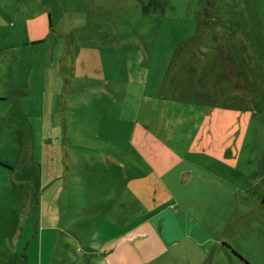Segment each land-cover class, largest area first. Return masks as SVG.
I'll use <instances>...</instances> for the list:
<instances>
[{
    "label": "rangeland",
    "instance_id": "obj_1",
    "mask_svg": "<svg viewBox=\"0 0 264 264\" xmlns=\"http://www.w3.org/2000/svg\"><path fill=\"white\" fill-rule=\"evenodd\" d=\"M155 1L0 0V264H242L221 245L264 243V0ZM179 103L185 138L149 135ZM160 216L179 243L133 252Z\"/></svg>",
    "mask_w": 264,
    "mask_h": 264
},
{
    "label": "crops",
    "instance_id": "obj_2",
    "mask_svg": "<svg viewBox=\"0 0 264 264\" xmlns=\"http://www.w3.org/2000/svg\"><path fill=\"white\" fill-rule=\"evenodd\" d=\"M194 108H196V106L182 105L180 103L179 104H173L171 109L163 111L164 116L162 117L160 122H157V124H156L157 126L155 127V129L157 130L156 133L151 131L154 128L152 126H150V124H148L147 122L143 121L141 124L144 125L145 128H147L149 135H151L156 140H159L162 137V135H161L162 130H164L165 133L169 134L172 132L173 128L176 130L177 127H179V129L181 128L180 132L182 134L181 133L180 134L184 137V129L182 127V124H180L181 120L179 118H175L174 120H171L169 117L171 116V114H175V115L176 114H178V115L183 114L184 116H188L192 112H195ZM154 123H156V122L153 121V124ZM157 133H158V135H157ZM163 136H164V134H163ZM184 138L183 139L179 138L178 140H176L174 142V145L172 147V149H173L172 151L175 150V153L180 154V150L183 151V149H184L186 152L185 147L188 145L189 141L185 143ZM262 204H264V203H262ZM164 216L159 217L160 221L158 222V224H161L162 226L160 227V233H159L160 235L157 236L159 238L158 239V245H154L155 242L150 241L151 240L150 238L152 236H156V234H157L156 231L154 230V228L152 230L150 229V231L148 230L146 232V241H145V236L144 237L142 236V235H145V229L144 230L139 229L137 232H136L137 229H134V230L131 229L132 231L127 230L124 232V236L126 239L128 237H130L133 240L135 238L140 239L139 233L141 234V238L143 237L142 243L138 244L139 246L137 248H135L134 245H132L133 248H131V249L133 252L136 251L138 254L144 255L145 251H149V253H151L153 251L155 252V250H156V251H158V253L160 255L162 253L168 252L169 246H172V245L179 243V241H180L179 238H177V236L174 237L171 235L172 228L166 227L167 222L169 220L166 219ZM148 223H150V221H148ZM186 230H189V229H186ZM186 236H187L189 241H195L202 246H206V244H208L210 242V234H205L204 232H199L198 228H197L196 232H193V231L191 233L187 232ZM115 238H117V236L114 238H111V240L109 239L110 241H108V243L106 241L104 243H102L100 245V247H98L99 251L103 250L104 248L108 249L111 246V244L113 243V240ZM200 240H202V241L200 242ZM256 244H257V246L255 247L256 248V250H255L256 256L254 259H251V257L246 256L242 252H238V253L240 255H242L243 258L249 264H264V243L259 242ZM152 245H154V246H152ZM134 248H135V250H134ZM207 254H210V252ZM151 255H153V253ZM142 258H143V256H142Z\"/></svg>",
    "mask_w": 264,
    "mask_h": 264
},
{
    "label": "trees",
    "instance_id": "obj_3",
    "mask_svg": "<svg viewBox=\"0 0 264 264\" xmlns=\"http://www.w3.org/2000/svg\"><path fill=\"white\" fill-rule=\"evenodd\" d=\"M150 5V11H161L160 5L156 3L155 0H149ZM146 11V7L143 8ZM73 42L70 37L67 38L65 46H64V53L61 59V75L64 81V85H68L73 77ZM222 248L226 250V252L229 253L230 257H234L242 264H249L238 252H236L234 249H232L228 244L223 243Z\"/></svg>",
    "mask_w": 264,
    "mask_h": 264
},
{
    "label": "water",
    "instance_id": "obj_4",
    "mask_svg": "<svg viewBox=\"0 0 264 264\" xmlns=\"http://www.w3.org/2000/svg\"><path fill=\"white\" fill-rule=\"evenodd\" d=\"M262 203H264V196H263V198H262Z\"/></svg>",
    "mask_w": 264,
    "mask_h": 264
}]
</instances>
